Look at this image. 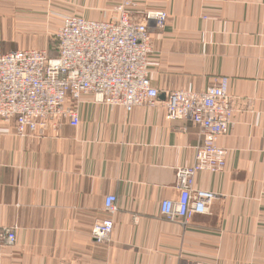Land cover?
Instances as JSON below:
<instances>
[{
	"label": "crops",
	"instance_id": "crops-1",
	"mask_svg": "<svg viewBox=\"0 0 264 264\" xmlns=\"http://www.w3.org/2000/svg\"><path fill=\"white\" fill-rule=\"evenodd\" d=\"M121 7L149 30L157 101L126 113L86 96L77 127L23 136L0 119V229L16 237L0 243V264H264V0H0V56L48 51L65 17L115 21ZM224 79L233 110L217 140L225 166L195 179L216 199L183 228L160 205L179 198L175 170L193 164L204 135L166 120L163 103ZM107 195L113 229L97 243L91 228L106 218Z\"/></svg>",
	"mask_w": 264,
	"mask_h": 264
},
{
	"label": "built area",
	"instance_id": "built-area-1",
	"mask_svg": "<svg viewBox=\"0 0 264 264\" xmlns=\"http://www.w3.org/2000/svg\"><path fill=\"white\" fill-rule=\"evenodd\" d=\"M115 21H89L68 16L56 34V56L48 51L18 50L0 56V119L15 120L17 135L47 127L57 129L67 121L79 124L77 104L90 96L97 103L121 107H152L157 90L151 85L148 61L152 53L150 34L143 24L133 22L124 9ZM157 27L166 14H153ZM166 120H186L200 127L203 141L195 149L193 164L175 170L176 201L165 200L160 213L169 223L185 228L197 214L209 213L214 193L195 188L198 173H218L225 166V151L217 140L232 123L233 110L227 81L201 93L175 91L163 103ZM106 218L91 228L97 243L108 241L113 229L116 197L104 198ZM13 228L0 229V243L14 245Z\"/></svg>",
	"mask_w": 264,
	"mask_h": 264
},
{
	"label": "rangeland",
	"instance_id": "rangeland-1",
	"mask_svg": "<svg viewBox=\"0 0 264 264\" xmlns=\"http://www.w3.org/2000/svg\"><path fill=\"white\" fill-rule=\"evenodd\" d=\"M70 16H71V15H70ZM74 16H76V15H74ZM86 20H87V19H86ZM37 32H39V35H41L40 32H42V31H37ZM53 33H54V34L48 36L49 47H51L52 45H56V44H55V43H56V42H55V41H56V35H55L56 30H54ZM49 47H48V49H49Z\"/></svg>",
	"mask_w": 264,
	"mask_h": 264
},
{
	"label": "trees",
	"instance_id": "trees-1",
	"mask_svg": "<svg viewBox=\"0 0 264 264\" xmlns=\"http://www.w3.org/2000/svg\"><path fill=\"white\" fill-rule=\"evenodd\" d=\"M56 43V45H52L51 47H49V49H48V54H49V56L50 57H54V56H56V47H57V41H55Z\"/></svg>",
	"mask_w": 264,
	"mask_h": 264
},
{
	"label": "bare ground",
	"instance_id": "bare-ground-1",
	"mask_svg": "<svg viewBox=\"0 0 264 264\" xmlns=\"http://www.w3.org/2000/svg\"><path fill=\"white\" fill-rule=\"evenodd\" d=\"M89 21H91V20H89Z\"/></svg>",
	"mask_w": 264,
	"mask_h": 264
}]
</instances>
